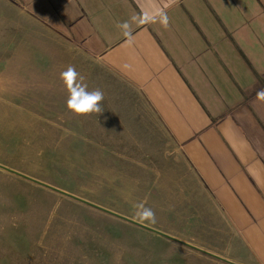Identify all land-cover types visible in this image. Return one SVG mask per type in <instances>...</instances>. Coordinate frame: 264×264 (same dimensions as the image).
Wrapping results in <instances>:
<instances>
[{
    "label": "rangeland",
    "instance_id": "374dc122",
    "mask_svg": "<svg viewBox=\"0 0 264 264\" xmlns=\"http://www.w3.org/2000/svg\"><path fill=\"white\" fill-rule=\"evenodd\" d=\"M70 65L104 93L101 113L67 109L60 73ZM175 150L112 69L0 0V164L196 248L0 169V264H230L215 257L199 186ZM138 205L155 221L141 220Z\"/></svg>",
    "mask_w": 264,
    "mask_h": 264
},
{
    "label": "crops",
    "instance_id": "0c3cea01",
    "mask_svg": "<svg viewBox=\"0 0 264 264\" xmlns=\"http://www.w3.org/2000/svg\"><path fill=\"white\" fill-rule=\"evenodd\" d=\"M8 1L135 90L199 186L214 254L264 264V0Z\"/></svg>",
    "mask_w": 264,
    "mask_h": 264
},
{
    "label": "clouds",
    "instance_id": "9594fccd",
    "mask_svg": "<svg viewBox=\"0 0 264 264\" xmlns=\"http://www.w3.org/2000/svg\"><path fill=\"white\" fill-rule=\"evenodd\" d=\"M60 79L67 91L66 107L77 116L89 115L91 113H101V102L104 99V93L100 89L89 91L86 84L83 83V77L76 71L74 66H68L60 73ZM264 97V91L257 94ZM136 215L141 220L155 221V213L150 208L143 205L137 206Z\"/></svg>",
    "mask_w": 264,
    "mask_h": 264
},
{
    "label": "water",
    "instance_id": "95a60500",
    "mask_svg": "<svg viewBox=\"0 0 264 264\" xmlns=\"http://www.w3.org/2000/svg\"><path fill=\"white\" fill-rule=\"evenodd\" d=\"M0 169L3 170V171L9 172V173H11V174H13V175H16V176H18V177H20V178H23V179H25V180L31 181V182H33V183H35V184H37V185H40V186L45 187V188H47V189H50V190H52V191H54V192L60 193L61 195H64V196H66V197H68V198H71V199H73V200H75V201H78V202H80V203H83V204H85V205H88V206H90V207H92V208H94V209H97V210L102 211V212H104V213H106V214H108V215H111V216H113V217H116V218H118V219H120V220H123V221H125V222L130 223V224H133V225H135V226H137V227H140V228H142V229H145V230H147V231H149V232H152V233H154V234H156V235H159V236L165 237V238H167V239H169V240L176 241V242H178V243H182V244H185V245H187V246H189V247L195 248V247L190 246V245H188V244H186V243H184V242H182V241H180V240H178V239H176V238H174V237H171V236H169V235H167V234H165V233H163V232L157 230V229L151 228V227L146 226V225H144V224H142V223H139V222H137V221H135V220H132V219H130V218H128V217H125V216L120 215V214H118V213H115V212H113V211H111V210H108V209H106V208H103V207H101V206H99V205H96V204H94V203H92V202H89V201H87V200H85V199H82V198H80V197H78V196H76V195H73V194L68 193V192H66V191H63V190H61V189H58V188H56V187H54V186H52V185H50V184H47V183L42 182V181H40V180H37V179H35V178H33V177H30V176H28V175H26V174H23V173H21V172H18V171L14 170V169H12V168H9V167H7V166H5V165L0 164ZM195 249H196V248H195ZM215 257L218 258V259H221V260H223V261H225V262H227V263L234 264V263L229 262V261H227V260H225V259H222V258H220V257H217V256H215Z\"/></svg>",
    "mask_w": 264,
    "mask_h": 264
}]
</instances>
